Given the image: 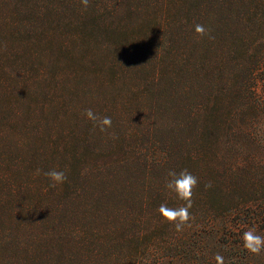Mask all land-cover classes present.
<instances>
[{"label":"trees","instance_id":"1","mask_svg":"<svg viewBox=\"0 0 264 264\" xmlns=\"http://www.w3.org/2000/svg\"><path fill=\"white\" fill-rule=\"evenodd\" d=\"M185 169L176 232L158 209L180 206L166 181ZM253 228L264 0H0V264H264Z\"/></svg>","mask_w":264,"mask_h":264},{"label":"clouds","instance_id":"2","mask_svg":"<svg viewBox=\"0 0 264 264\" xmlns=\"http://www.w3.org/2000/svg\"><path fill=\"white\" fill-rule=\"evenodd\" d=\"M81 3L86 8L89 0H81ZM195 33L200 37L208 35L209 38H213L210 31L201 24L195 26ZM85 115L94 124L92 132H95L98 127L101 133H106L112 127L110 117H99L90 108L85 111ZM45 175L50 179V187L53 188L66 180V176L62 171L51 170ZM168 175L171 179L166 181V187L174 194L175 199L182 203L179 207H169L167 204H161L158 212L162 217V223L174 226L176 232H182L185 227H191L189 221L193 217L190 215L189 210L192 208L193 191L198 185V180L187 169L179 174L170 171ZM206 187H211V184L206 185ZM242 240L243 247L248 253L258 256L264 251V236L257 234L254 228L245 231ZM215 260L216 264H225L224 257L219 254L216 255ZM145 264H148V262L146 261Z\"/></svg>","mask_w":264,"mask_h":264}]
</instances>
